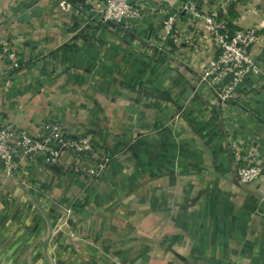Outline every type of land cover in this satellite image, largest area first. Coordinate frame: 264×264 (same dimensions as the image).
I'll return each mask as SVG.
<instances>
[{
    "label": "crops",
    "instance_id": "0c3cea01",
    "mask_svg": "<svg viewBox=\"0 0 264 264\" xmlns=\"http://www.w3.org/2000/svg\"><path fill=\"white\" fill-rule=\"evenodd\" d=\"M77 1L88 4L78 8ZM95 1L0 0V43L14 41L23 61L6 84L0 53V123L35 134L56 118L69 133L93 131L97 153L111 158L94 183L62 166L24 162L22 178L49 190L51 214L61 215L56 207L81 194L72 242L62 232L47 240L48 214L0 169V264H130L143 257L230 264L250 247L264 254V182L238 179L213 93L200 83L214 45L181 18L196 45L159 50L167 11L178 6L173 0H137L145 13L131 29L101 25L89 11ZM204 6L222 7L219 0ZM222 18L232 28L261 23L264 0H240ZM254 55L264 73V32ZM236 98L226 108L229 129L243 146L262 142L264 75L249 78ZM85 239L106 249L84 250Z\"/></svg>",
    "mask_w": 264,
    "mask_h": 264
},
{
    "label": "built area",
    "instance_id": "2783aa9c",
    "mask_svg": "<svg viewBox=\"0 0 264 264\" xmlns=\"http://www.w3.org/2000/svg\"><path fill=\"white\" fill-rule=\"evenodd\" d=\"M173 1L178 2V6L167 11L162 23L159 50L174 51L175 47L183 43L196 45L193 37L183 32L179 24L181 18L191 22L196 31H201L214 45L216 55L203 68L200 83L213 93L211 105L217 108L229 134L231 151L238 162V179L245 184L258 186V182H264V154L261 151L264 139L262 142L251 140L248 146L241 145L227 125L229 119L226 108L236 101V94L249 78L264 75L254 55V48L260 44L264 32V19L261 23L232 28L222 16L227 15L229 8L240 0H219L222 6L219 9H206L205 0ZM75 4L78 8H85L88 3L78 1ZM89 11L103 26L115 25L127 29H131L145 13L137 0H96ZM0 53L8 65L6 84H11L12 74L22 68V58L12 40L0 43ZM176 117L185 122L183 116ZM94 141L95 134L90 129L72 134L56 118L43 122L35 134L9 121L0 123V169L7 176L18 179L24 189L34 193L36 204L48 214L50 240L59 232L79 237L70 220L75 217L73 207L81 199V194L74 196L69 206L56 207L57 213L61 215L51 214V206L46 203L48 199L52 200L49 190L22 178L24 162L42 160L69 169L88 183H94L102 178L111 161L110 157L97 153Z\"/></svg>",
    "mask_w": 264,
    "mask_h": 264
},
{
    "label": "rangeland",
    "instance_id": "374dc122",
    "mask_svg": "<svg viewBox=\"0 0 264 264\" xmlns=\"http://www.w3.org/2000/svg\"><path fill=\"white\" fill-rule=\"evenodd\" d=\"M118 103L120 104H123L124 103V99H120V98H117L116 100ZM223 123V122H222ZM224 125V124H223ZM237 162V161H236ZM237 168H238V162H237ZM247 185H249L247 183ZM251 186V185H250ZM66 235V234H65ZM77 238L76 236L75 237H71V236H68L66 235L65 236V241H73L72 239H75ZM75 243V242H73ZM39 244V242H38ZM105 244L103 243H94V242H91L90 240L88 239H85L84 240V244H83V248L84 250L86 249H90L92 250L94 253H97V251H104V249H106V247H103ZM80 246V245H79ZM167 246V245H166ZM155 249V247H154ZM156 250V249H155ZM254 248H248L246 249V258H244L243 260H230V264H264V254H263V251L257 253V251L254 252ZM106 251V250H105ZM54 252H55V247H54ZM28 253V251L26 250V254ZM130 264H168L170 263V260L169 259H147L146 258H139V259H130ZM187 261V260H186ZM207 262H205V264H209V260H206ZM40 261H38V264H39ZM67 263L69 264H80V260H66ZM188 262V261H187ZM186 262V263H187ZM193 262H195L194 264H204V260L202 259H197V260H193ZM212 264H216V262H214V260H212ZM113 263H116V264H123V261L121 259H113ZM2 264H4V262H2Z\"/></svg>",
    "mask_w": 264,
    "mask_h": 264
},
{
    "label": "water",
    "instance_id": "95a60500",
    "mask_svg": "<svg viewBox=\"0 0 264 264\" xmlns=\"http://www.w3.org/2000/svg\"><path fill=\"white\" fill-rule=\"evenodd\" d=\"M50 228H51V225H50ZM47 240H49V237H48V239Z\"/></svg>",
    "mask_w": 264,
    "mask_h": 264
},
{
    "label": "trees",
    "instance_id": "16d2710c",
    "mask_svg": "<svg viewBox=\"0 0 264 264\" xmlns=\"http://www.w3.org/2000/svg\"><path fill=\"white\" fill-rule=\"evenodd\" d=\"M78 2V1H77Z\"/></svg>",
    "mask_w": 264,
    "mask_h": 264
}]
</instances>
